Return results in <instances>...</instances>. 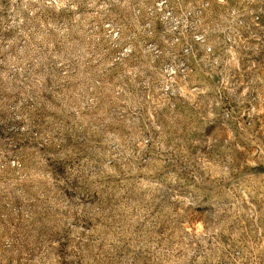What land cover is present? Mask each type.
Masks as SVG:
<instances>
[{"label":"rangeland","instance_id":"1","mask_svg":"<svg viewBox=\"0 0 264 264\" xmlns=\"http://www.w3.org/2000/svg\"><path fill=\"white\" fill-rule=\"evenodd\" d=\"M0 264H264V0H0Z\"/></svg>","mask_w":264,"mask_h":264}]
</instances>
